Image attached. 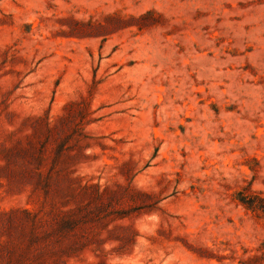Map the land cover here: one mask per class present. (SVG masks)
Returning <instances> with one entry per match:
<instances>
[{
  "label": "rangeland",
  "instance_id": "374dc122",
  "mask_svg": "<svg viewBox=\"0 0 264 264\" xmlns=\"http://www.w3.org/2000/svg\"><path fill=\"white\" fill-rule=\"evenodd\" d=\"M0 264H264V0H0Z\"/></svg>",
  "mask_w": 264,
  "mask_h": 264
}]
</instances>
